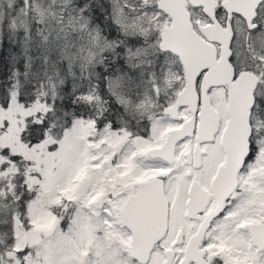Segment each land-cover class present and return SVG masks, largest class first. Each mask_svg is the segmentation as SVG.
<instances>
[{
  "label": "snow or ice",
  "instance_id": "6c2138e0",
  "mask_svg": "<svg viewBox=\"0 0 264 264\" xmlns=\"http://www.w3.org/2000/svg\"><path fill=\"white\" fill-rule=\"evenodd\" d=\"M0 264H264V0H0Z\"/></svg>",
  "mask_w": 264,
  "mask_h": 264
}]
</instances>
